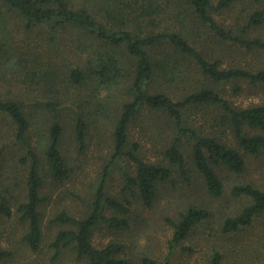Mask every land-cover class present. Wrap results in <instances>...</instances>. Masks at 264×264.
<instances>
[{
  "label": "trees",
  "instance_id": "trees-1",
  "mask_svg": "<svg viewBox=\"0 0 264 264\" xmlns=\"http://www.w3.org/2000/svg\"><path fill=\"white\" fill-rule=\"evenodd\" d=\"M236 1L219 0L214 5L213 0H0L1 5L24 19L27 27L44 30L49 51L61 54L64 41L72 48H87L86 62L78 55L75 60L67 58L66 69L62 67L64 63L61 66L55 62L53 66L50 58L45 64L47 69L38 58L32 65L25 63L24 68L12 64L16 71L20 68L18 71L27 72V77L36 78L37 83L44 81L51 94L36 102L52 115L46 150L52 182L60 185L70 176V159L61 149L66 126L72 127L78 148L85 153L92 127L97 129L111 119L109 114L114 116L111 158L84 213L76 216L63 208L53 220L60 227L50 244L56 257L71 248L80 264H130L122 257L126 250L123 242L112 241L97 247L93 241L95 232L103 226L119 231L129 225L132 201L113 196L107 188L115 163L128 159L134 164V174L126 168L122 170L123 192L136 194L145 206L152 207L159 186L173 178L174 167L186 182L192 180L190 168L194 169L202 177L207 192L221 197L225 189L221 170L244 174L249 159L264 154V100L246 107L236 106L206 83V80L211 84L243 81L254 87L264 86V66L242 62L224 66L219 53L215 58L214 52L212 56L210 49L203 47L208 43L219 51L228 46L264 53V37L252 35L264 24V0H244L251 11L241 14L244 24L237 25L239 31L227 29L216 20V12L231 10ZM199 29L203 38L197 34ZM69 32L73 34L70 40L66 37ZM1 37L0 63L5 68L3 59L12 52L5 50ZM64 50L69 55L66 46ZM181 58L192 60L206 80L174 97L171 91L180 77ZM86 85L94 93L90 103L97 108V116L84 111L75 93ZM120 88L126 95L120 106L109 111L99 107L96 94L106 93L108 99ZM144 110L162 113L171 130L160 163L143 160L138 153L140 147L131 144V126ZM198 112L202 115L200 119ZM0 113L11 119L15 143H21L32 158L19 194L0 200V215L11 218L14 207L27 225L24 242L38 251L44 238L40 210L44 179L40 160L28 142L32 122L25 102L19 98L0 95ZM2 136L0 132V141ZM7 149V144L0 142V167L7 161ZM232 195L249 202L239 213L224 219L222 233L226 235L239 233L264 216V187L239 183L233 187ZM211 216L208 209L190 205L171 222L174 232L165 264H171V256L192 229ZM260 244L263 246L264 241ZM11 257L10 250L0 247V264H9ZM227 261L220 249H214L208 258V264ZM155 263L151 258L143 260V264Z\"/></svg>",
  "mask_w": 264,
  "mask_h": 264
},
{
  "label": "rangeland",
  "instance_id": "rangeland-1",
  "mask_svg": "<svg viewBox=\"0 0 264 264\" xmlns=\"http://www.w3.org/2000/svg\"><path fill=\"white\" fill-rule=\"evenodd\" d=\"M218 1L213 0L214 5H217ZM246 4L248 2L244 0H237L234 8L218 11L214 16L227 29L234 28L239 31L240 27L237 25L244 24L241 14L246 15L251 11L250 6ZM26 25L24 19L0 4V36L5 40V50L12 52L6 54L7 56L3 59L7 67L3 68V64L1 66L0 63V95L23 100L26 111L30 115L32 125L28 142L40 160L41 176L44 179L43 202L40 209L44 238L40 250H31L23 239L27 228L26 222L21 220L13 207L14 213L11 218L0 215V247L12 252L9 264H80L71 248L64 249L58 257L55 256V250L50 247V244L60 227L53 220L63 208L74 212L76 216L84 213L111 158L114 116L109 114L111 119L102 122L97 129L92 127L85 153L80 152L72 127L66 126L61 149L70 159V176L60 185L52 182L46 162L48 127L52 115L43 107V104L36 102L37 99L46 100L51 94L44 81L37 83L36 78H29L26 76L27 72L18 71V69L24 68L25 63L32 65L35 58L44 61V65L50 58L53 66L56 63L62 66L64 63L62 67L66 69L67 58L71 57L75 60L74 58L78 55L86 62L89 55L86 52L87 48H72L67 41L61 45L63 48L61 54L51 52L44 30L38 27L31 29ZM71 33L66 35L68 40L72 38ZM197 34L203 38L201 29L197 31ZM252 35L264 37V24L253 31ZM65 46L69 50V55L64 50ZM203 47L209 48L211 55L215 53L214 56L212 55L215 58L219 53L224 58V66L237 62L264 66V53L248 52L228 46L219 51L208 46V43H204ZM179 62L178 76L180 77L173 84L171 91L175 94L174 97L180 96L183 90L186 91L206 80L192 60L181 58ZM16 63L20 65L17 71L12 65H17ZM64 69L59 71L63 72ZM206 83L234 102L236 106L246 107L264 100V86L254 87L243 81L211 84L206 80ZM75 93L82 101L84 111L97 116V108L90 103V100L93 102L91 96L94 94L90 86L86 85ZM96 95L99 97V107L104 106L108 108V111L111 107L116 109L126 98L123 88L116 90L113 97L108 99H106V93ZM197 114V118L200 119L201 112ZM165 120L162 113L144 110L132 124L131 144H137L140 147L138 153L143 160L151 163H160L164 160L163 151L171 138V130ZM98 130L101 132L97 133ZM0 132L3 135L0 142L7 144L8 147L7 161L0 167L1 200L4 197L9 198L10 195L19 194L32 158L21 143L17 141L15 143V126L11 119L2 113H0ZM124 168L131 174L135 173L134 164L124 159L111 167V175L106 183L108 192L113 196L120 199L126 197L132 201L129 225L119 231L110 230L106 226L98 229L93 239L97 247H103L112 241H121L126 245L122 257L127 258L130 264H143L145 258L154 259L155 264H165L169 253V242L174 232L171 222L190 205H194L208 209L212 216L192 229L189 237L174 251V255L170 258L171 264H208V258L214 249H220L226 255L228 259L226 264H264V245L260 244L261 240L264 241V216L257 218L239 233L228 235L222 233L224 219L228 215L239 213L249 202L246 198H235L232 195L233 187L239 183H252L258 187H264V154L260 158H250L248 169L244 174L237 175L222 169L220 176L224 181L225 189L221 197H213L207 192L202 177L194 169L190 168L192 180L186 182L179 170L177 171L174 167L173 178L159 186L152 207L145 206L136 194L129 191L123 192L122 170Z\"/></svg>",
  "mask_w": 264,
  "mask_h": 264
}]
</instances>
